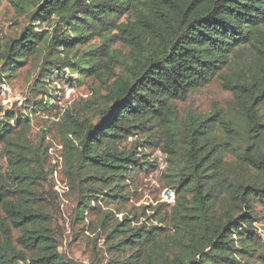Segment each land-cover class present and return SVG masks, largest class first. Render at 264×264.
Wrapping results in <instances>:
<instances>
[{"label": "trees", "instance_id": "16d2710c", "mask_svg": "<svg viewBox=\"0 0 264 264\" xmlns=\"http://www.w3.org/2000/svg\"><path fill=\"white\" fill-rule=\"evenodd\" d=\"M11 3L29 27L0 45V84L33 60L42 85L68 69L97 78L106 94L93 108L95 124L69 110L59 119V167L44 136L16 142L19 130L0 121L8 162L0 170V264H78L60 250L48 211L45 183L54 172L75 200L70 227L100 231L112 264H264L255 227L264 209V0ZM94 38L99 44H90ZM213 81L230 94L226 108L179 116L174 102ZM42 85L36 93L47 95ZM32 103L31 112L53 106ZM11 120L28 127V118ZM132 137L140 139L124 147ZM153 141L175 198L148 216L126 206L128 183L152 167L137 150Z\"/></svg>", "mask_w": 264, "mask_h": 264}, {"label": "rangeland", "instance_id": "374dc122", "mask_svg": "<svg viewBox=\"0 0 264 264\" xmlns=\"http://www.w3.org/2000/svg\"><path fill=\"white\" fill-rule=\"evenodd\" d=\"M123 21V18L120 20ZM25 27H29L24 17L16 14L11 0H0V45L7 40L14 39L20 35ZM38 29L46 30L45 24ZM90 44H99V39L94 38ZM109 44V43H108ZM113 49H120L125 56L127 51L118 44L112 45ZM35 61L29 60L16 72L15 76L8 81L5 80L0 84V121L3 119L15 130H19V136L15 139L20 142V137H24L31 145L39 136H44L45 145L49 146L48 153L51 157V163L58 165L60 154V133L58 131V122L65 111L69 110L79 115H87L91 122H97V116L93 108H99L105 97L106 91L103 83L97 78H82V76L71 73L68 69L63 74L56 73L55 76L45 84H40L36 79V71L33 69ZM101 69V68H100ZM103 71V70H102ZM119 70H115L117 73ZM70 78V80H69ZM44 87L47 95L36 93L40 86ZM39 87V88H38ZM38 88V89H37ZM43 90V89H41ZM49 101L53 105L49 110L32 111L33 103L40 100ZM230 103V94L223 91L217 81L205 86L190 94L183 101H175L174 105L179 116L183 111L191 109L193 113H200L208 117L212 112L219 109H225ZM2 112L10 115L4 117ZM21 120L24 122L28 118V127L18 129L16 123L11 120ZM9 120V121H8ZM139 137H132L127 140L124 147H129V143L138 140ZM140 139V138H139ZM138 157L142 162L148 160L151 168L148 172H140L133 176L130 186V199L126 210L145 215H155L154 210L158 204L166 203L172 205L175 195L172 190L166 188L165 171L166 157L161 153L157 141L150 144L143 143V147L138 150ZM4 147L0 144V170H7L8 162ZM141 152V153H140ZM145 154V157H141ZM152 170V171H151ZM45 189L48 195V211L51 212L53 227L58 234H61L60 250L70 260L78 264H112V256L107 251V243L100 231L93 233L81 228L75 230L69 225V217L75 208V200L71 196H66L68 190L61 173L54 172L47 178ZM104 212L115 214L112 206L100 205ZM259 220L255 223L257 234L264 244V209L258 208ZM125 212L116 214L115 217L120 220ZM99 213L93 211L88 215L87 220L91 221L93 226L97 221ZM145 222L140 218L139 223ZM156 225L154 221H150ZM19 233L12 231L13 238Z\"/></svg>", "mask_w": 264, "mask_h": 264}]
</instances>
